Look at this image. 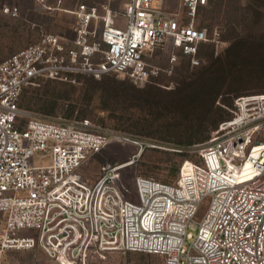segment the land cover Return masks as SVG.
I'll list each match as a JSON object with an SVG mask.
<instances>
[{
    "label": "built area",
    "instance_id": "built-area-1",
    "mask_svg": "<svg viewBox=\"0 0 264 264\" xmlns=\"http://www.w3.org/2000/svg\"><path fill=\"white\" fill-rule=\"evenodd\" d=\"M208 4L181 0L172 12L166 0L79 1L68 10L73 36L43 33L0 62V264L10 250L35 248L57 264L128 252L165 264H264V94L238 97L232 117L190 147L198 160H186L176 182L137 177V200L118 185L125 164L104 166L96 179L81 170L113 142L139 147L130 164L154 143L20 107L27 87L48 80L116 75L145 85L172 75L180 56L199 67L201 47L222 38L220 28L199 26ZM2 7L18 15L17 6ZM169 49L167 67L151 62Z\"/></svg>",
    "mask_w": 264,
    "mask_h": 264
},
{
    "label": "rangeland",
    "instance_id": "rangeland-1",
    "mask_svg": "<svg viewBox=\"0 0 264 264\" xmlns=\"http://www.w3.org/2000/svg\"><path fill=\"white\" fill-rule=\"evenodd\" d=\"M81 0H67L63 7H74ZM0 0V62L39 41L43 33H53L55 18L35 0ZM5 3L18 7V15L4 11ZM95 2L90 1L89 4ZM55 0L50 1V5ZM180 0H169L168 7L179 10ZM199 26L212 33L222 32L221 44L201 47V65L190 66L183 56L172 75L161 74L145 85L108 75L101 79L82 76L77 84L48 80L27 87L20 107L37 115L80 117L112 127L130 137L149 141L139 151L136 145L116 141L93 157L81 170L85 177H100L106 165L125 164L118 185L124 196L137 200V177H151L174 183L186 160H198L190 147L206 142L220 124L232 117L235 100L243 95L264 94V0H209L199 11ZM235 44L252 50L246 63L230 65L224 79L211 92H198L189 98L194 83L209 79L205 74L215 59L226 57ZM172 51L157 52L151 60L167 67ZM188 92V93H187ZM181 96H185L184 98ZM189 97V98H186ZM182 150V151H177ZM7 264H57L39 248L10 250ZM96 264H165L162 256L142 252L113 253Z\"/></svg>",
    "mask_w": 264,
    "mask_h": 264
},
{
    "label": "trees",
    "instance_id": "trees-1",
    "mask_svg": "<svg viewBox=\"0 0 264 264\" xmlns=\"http://www.w3.org/2000/svg\"><path fill=\"white\" fill-rule=\"evenodd\" d=\"M249 55L252 56L251 49H247L244 51L241 46L235 44L232 48L229 49L228 55L226 57L215 59L213 63L207 69H205V74H210V78L206 81H203L202 83H194L195 88L191 91V94L195 95H191L190 98H186L194 101L193 99H196V94L198 92H211L212 89L216 87V84H218L220 80L224 79V75L226 74L227 69L230 67V65H241L242 63H246L247 60H249Z\"/></svg>",
    "mask_w": 264,
    "mask_h": 264
},
{
    "label": "crops",
    "instance_id": "crops-1",
    "mask_svg": "<svg viewBox=\"0 0 264 264\" xmlns=\"http://www.w3.org/2000/svg\"><path fill=\"white\" fill-rule=\"evenodd\" d=\"M34 1V6H35V0ZM37 1V0H36ZM51 0H47L44 3H39L42 6L39 7V9L45 8L48 10L47 13L53 14L55 18V29L53 33L57 34H64L68 36H73L74 35V27L76 24V17L74 14L70 13L68 10L73 9L75 7H63V4L66 3L67 0H55V4L50 5ZM89 3L90 1L93 2H99L100 0H81ZM181 1V0H180ZM169 0H166V8L172 12L178 11L174 7H168ZM49 6V7H46Z\"/></svg>",
    "mask_w": 264,
    "mask_h": 264
}]
</instances>
